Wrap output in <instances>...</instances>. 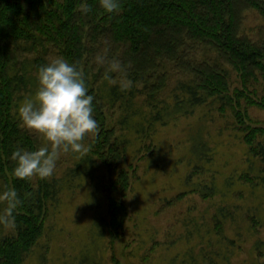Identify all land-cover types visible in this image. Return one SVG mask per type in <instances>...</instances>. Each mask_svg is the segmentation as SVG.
Returning <instances> with one entry per match:
<instances>
[{"label": "trees", "instance_id": "obj_1", "mask_svg": "<svg viewBox=\"0 0 264 264\" xmlns=\"http://www.w3.org/2000/svg\"><path fill=\"white\" fill-rule=\"evenodd\" d=\"M247 10L264 20V0H119L113 12L103 0H0V264H21L37 244L58 185L53 176L13 172L17 147L40 146L17 113L38 87L39 66L62 55L83 72L98 122L87 151L110 169L125 152L107 120L120 99L126 106L143 98L153 122L218 101L240 124V101L253 104L249 87L264 78V38L241 29ZM231 71L239 89H231ZM172 79L175 93L166 104L159 99ZM120 175L124 191L127 177ZM10 188L15 204L5 195ZM111 203L115 221L124 209Z\"/></svg>", "mask_w": 264, "mask_h": 264}, {"label": "rangeland", "instance_id": "obj_2", "mask_svg": "<svg viewBox=\"0 0 264 264\" xmlns=\"http://www.w3.org/2000/svg\"><path fill=\"white\" fill-rule=\"evenodd\" d=\"M241 29L264 38L255 10ZM252 89L240 124L218 101L153 122L143 98L118 100L107 120L122 159L106 169L88 151H60L43 235L21 264H264V78ZM111 201L124 209L115 221Z\"/></svg>", "mask_w": 264, "mask_h": 264}, {"label": "clouds", "instance_id": "obj_3", "mask_svg": "<svg viewBox=\"0 0 264 264\" xmlns=\"http://www.w3.org/2000/svg\"><path fill=\"white\" fill-rule=\"evenodd\" d=\"M103 6L109 12L116 11L119 0H103ZM37 79L35 93L20 102L17 113L21 125L41 134L45 143L35 150L17 147L12 152L16 162L13 172L19 178L51 176L60 151L86 152L88 148L82 143L85 135L98 129L93 115L94 97L75 63L56 56L39 66ZM5 195L10 203L17 202L14 188Z\"/></svg>", "mask_w": 264, "mask_h": 264}]
</instances>
